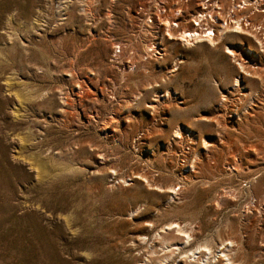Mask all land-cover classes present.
Returning a JSON list of instances; mask_svg holds the SVG:
<instances>
[{
  "label": "rangeland",
  "instance_id": "rangeland-1",
  "mask_svg": "<svg viewBox=\"0 0 264 264\" xmlns=\"http://www.w3.org/2000/svg\"><path fill=\"white\" fill-rule=\"evenodd\" d=\"M149 2L0 0V264H264V12L144 59Z\"/></svg>",
  "mask_w": 264,
  "mask_h": 264
},
{
  "label": "built area",
  "instance_id": "built-area-1",
  "mask_svg": "<svg viewBox=\"0 0 264 264\" xmlns=\"http://www.w3.org/2000/svg\"><path fill=\"white\" fill-rule=\"evenodd\" d=\"M150 1L149 5L141 4L138 9L143 26L149 31L156 32L157 36L156 40L151 39L148 44L144 59L162 55L165 52L164 38H173L171 32H180L184 29L182 25L185 23L190 24L188 26L190 28L193 26L194 29L191 31L194 35L215 37L222 28H233L235 19H239L243 27H250L253 24L251 15L256 11L264 12V0H194L197 8L194 11L190 10L187 15L184 4L182 6L180 4L182 0H175L169 6L167 0ZM192 1L184 0L187 4ZM158 26L161 29L157 31ZM255 26L259 33H264V22L255 23ZM121 53L122 46L118 43L115 45L114 55L118 57ZM128 65L136 66L132 59H129Z\"/></svg>",
  "mask_w": 264,
  "mask_h": 264
},
{
  "label": "bare ground",
  "instance_id": "bare-ground-1",
  "mask_svg": "<svg viewBox=\"0 0 264 264\" xmlns=\"http://www.w3.org/2000/svg\"><path fill=\"white\" fill-rule=\"evenodd\" d=\"M69 2V1H68ZM87 2H89V1H87ZM66 3V2H65ZM89 3H91V2H89ZM88 3V4H89ZM61 5V4H60ZM69 5V4H68ZM65 6V5H64ZM86 5H84V7H82V11L83 10H87V8L85 7ZM92 7V6H91ZM67 10V9H66ZM65 11V10H64ZM90 11V10H89ZM61 13V12H60ZM85 14V13H84ZM44 16V15H43ZM49 16V15H48ZM38 19V18H37ZM39 21V20H38ZM38 23V22H37ZM36 23V24H37ZM241 22H239V19L238 20H235V23H234V25H233V28H231V29H224V28H222L221 30H220V32H219V34H217L215 37H212L211 35H207V36H205L206 38H209L210 39V41L211 42H213V43H215L216 42V39H219V38H221V37H223L225 34H227L228 33V31H233V29H236V32H238V31H241V32H243V31H245V30H247L248 31V28H246V27H243V25H241L240 24ZM236 24V25H235ZM38 25V24H37ZM167 25H169V23L167 22ZM39 26V25H38ZM171 26H173V24L171 23ZM254 28V27H253ZM257 28V27H256ZM35 29V28H34ZM192 29H194L193 27H192ZM192 29H185V30H182L181 32H180V34H177L176 35V37L178 38V39H181L183 42H185V43H187V44H191L192 42L194 43V42H201V41H204V39L202 38L203 36L202 35H194L193 33H192ZM245 29V30H244ZM251 29V28H250ZM238 30V31H237ZM256 30V29H255ZM251 31V30H250ZM254 31V30H253ZM257 31V30H256ZM179 33V32H178ZM259 33V32H258ZM257 33V34H258ZM171 34H172V36L173 37H175V34L174 33H172L171 32ZM238 34V33H237ZM257 37V36H256ZM261 42V44L262 45H260V46H262V49H264V38H263V40H259V43ZM150 43V42H149ZM219 43V42H218ZM231 54H236L235 52H234V50H231L230 49V51H229ZM263 52H264V50H263ZM240 65H241V67L244 69V63H240ZM246 65H248V64H246ZM251 67H254V66H251ZM260 67V66H259ZM262 68V67H261ZM258 70V69H257ZM255 72V71H254ZM262 73V72H261ZM259 74V73H258ZM183 231V230H182ZM210 249V248H209Z\"/></svg>",
  "mask_w": 264,
  "mask_h": 264
}]
</instances>
